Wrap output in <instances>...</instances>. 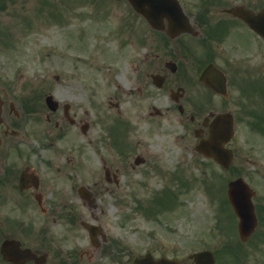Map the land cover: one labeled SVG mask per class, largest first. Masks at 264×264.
Returning a JSON list of instances; mask_svg holds the SVG:
<instances>
[{
  "label": "rangeland",
  "instance_id": "374dc122",
  "mask_svg": "<svg viewBox=\"0 0 264 264\" xmlns=\"http://www.w3.org/2000/svg\"><path fill=\"white\" fill-rule=\"evenodd\" d=\"M3 5L0 88L26 94L38 108L35 114L26 109L28 119L43 121L41 125L27 123L26 148H40L35 136L40 129L54 130L56 150L65 146L69 156L67 182L58 175V188L67 186L70 195L74 188L76 195V188L85 186L91 197H73L71 204L79 210L74 209L76 220L100 227L93 244L83 228L68 232L71 224L59 222L58 234L70 239L67 248H75L79 241V247L89 249L85 259L89 264H111L118 255L121 264H133L135 257L147 252L156 258L186 259L204 249L218 251L217 264H237L235 253H228L226 247L238 246V220L226 209L231 228L227 231L225 225L221 231L227 233L216 231L222 214L219 192H215L225 195L228 181L242 177L258 192V201H264V84L260 94L249 95L253 106L246 111L250 125L262 127L261 132L247 128L248 119L234 97L229 101L189 86V93L202 107L195 113L198 124L188 133L184 125L189 120L182 121L168 94L154 87L151 79L169 60L181 65L178 76H182L190 66L187 55L178 43L156 45L153 38L157 35L127 1L0 0ZM248 5L259 11L264 0H249ZM237 32L248 46L242 55L264 56V44L250 40L254 34H247L245 28ZM49 93L62 105L71 104L78 126L63 122V114L53 116L51 125L46 123L50 112L45 96ZM37 96L39 103H35ZM153 106L165 115L153 118ZM211 112H233L240 121L231 145L236 153L233 170L207 162L194 150L195 130ZM55 122H61L58 128ZM84 126H88L86 133L81 130ZM137 156L146 162L134 167ZM57 159L61 165L63 157ZM106 168L117 175L118 185L114 179L106 182ZM204 176L215 183L214 191L205 188ZM263 232L261 224L248 243L238 246L241 264H264V245L256 249ZM113 246L111 254H106Z\"/></svg>",
  "mask_w": 264,
  "mask_h": 264
},
{
  "label": "flooded vegetation",
  "instance_id": "af4514ba",
  "mask_svg": "<svg viewBox=\"0 0 264 264\" xmlns=\"http://www.w3.org/2000/svg\"><path fill=\"white\" fill-rule=\"evenodd\" d=\"M178 1L191 20L195 33H183L176 37L175 34L180 31V26L176 25L180 22L179 17L165 16L163 20L158 19L157 22L162 27L155 29L141 16L152 33L157 35L153 42L163 47L175 42L182 49L187 45L184 38H188L189 45L210 42L211 47L205 54L204 50H200L187 54V57L182 55L190 63L182 76H178L181 65L175 60L166 61L156 72V75L161 77L160 90L168 94L173 109L183 118L189 119V126H194L197 123L195 113L202 105L191 96L188 88L191 86L207 90L221 97L200 81L203 70L208 65L215 64L225 73L228 91H231L233 96L234 93L237 94L229 101L236 100L241 109L250 107L249 95L260 94L264 56L241 54L248 46L237 31L248 26L227 12L236 6L249 9V0H245L247 3L243 0H236L234 3L228 0L230 1L228 5L227 0ZM226 44H229L228 48L225 47ZM173 63L175 65H171ZM13 91L17 90L0 89V264H89L85 263V259L88 258L86 251L66 248L69 239L60 237L62 233L59 235L57 229L59 222L69 226L75 216L74 207L70 204L74 188H70L71 195L67 190L58 191L56 188L58 168L63 174V180L67 181L66 173L63 171L67 170L68 152L66 148L59 152L60 154L56 152L57 135L53 129L47 127L35 134L36 143L40 148H26L25 112L28 106L21 91H18L20 94ZM62 114L63 122L72 127L77 126L75 116L69 114L67 118L61 105L56 112L47 116L48 123L51 125L52 117H61ZM159 116H163L161 111ZM42 123L36 122L40 125ZM60 124L61 122H55L54 126L58 128ZM59 155L63 157L60 167L57 163ZM21 181L25 183V190L22 189ZM78 219L77 223L83 227V221L81 222V218ZM111 264L121 262L114 259Z\"/></svg>",
  "mask_w": 264,
  "mask_h": 264
},
{
  "label": "water",
  "instance_id": "95a60500",
  "mask_svg": "<svg viewBox=\"0 0 264 264\" xmlns=\"http://www.w3.org/2000/svg\"><path fill=\"white\" fill-rule=\"evenodd\" d=\"M134 8L139 12H143L148 18L158 13L157 8L154 6H146L150 0H130ZM238 15L242 17L255 31L264 36V12L258 16H255L248 12H238ZM211 72L208 69L202 76V80H206L207 76ZM233 135V119L229 115L218 116L211 124V138L201 143L198 146V151L204 153L206 156L214 157L218 162L225 167H229L232 161V153L229 150L224 149L223 144L227 142ZM230 197L235 207V210L241 218L240 232L243 239H246L255 229L257 225V219L254 211V205L252 203V191L244 183L243 180H238L230 184ZM196 264H214V259L211 253L205 252L193 256ZM139 264H181L178 261H169L163 259L161 261H154L150 255H147L142 260L136 261Z\"/></svg>",
  "mask_w": 264,
  "mask_h": 264
}]
</instances>
